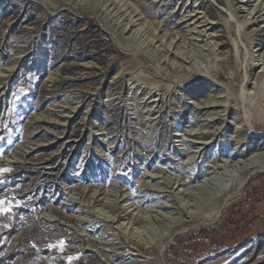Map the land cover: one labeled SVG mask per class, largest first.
Here are the masks:
<instances>
[{
	"label": "rangeland",
	"instance_id": "1",
	"mask_svg": "<svg viewBox=\"0 0 264 264\" xmlns=\"http://www.w3.org/2000/svg\"><path fill=\"white\" fill-rule=\"evenodd\" d=\"M244 1L0 0V264H264V168L195 190L264 150V13ZM188 190L208 204L128 258Z\"/></svg>",
	"mask_w": 264,
	"mask_h": 264
},
{
	"label": "bare ground",
	"instance_id": "2",
	"mask_svg": "<svg viewBox=\"0 0 264 264\" xmlns=\"http://www.w3.org/2000/svg\"><path fill=\"white\" fill-rule=\"evenodd\" d=\"M243 2V0H242ZM246 4L249 2V0L244 1ZM264 13V0L260 1L258 5L254 6L253 10L256 9V12L261 10ZM252 10V11H253ZM14 59L11 60V63ZM14 62V61H13ZM261 152V151H260ZM260 158H258V160H256L253 155H248V156H240L238 158L232 159V160H228L227 163H224L222 166L221 165H216L215 167H212L210 171L206 172V182L200 186H196L195 190L200 191L202 188L207 189L208 191L211 190V194L210 196H215L214 199L218 198L219 196L223 195V192L226 191L227 189H216L217 187H210L208 185H212L213 183H211V180L213 178H211V174H214L216 172V170L222 169L225 170L227 169V173L225 176H223L221 179L223 180H229L230 177H234L236 176V181H238V185L237 188L234 192L237 191V189H240V187L243 186V184L245 183L246 179L248 178V176L253 173V172H257L260 171L261 169H263L264 167H262L263 163H264V150L263 152L260 153ZM2 161H7V162H11V160H8L7 158H4ZM243 172H247L248 174L246 175L245 178H243L242 176L239 177V174L243 173ZM229 177V178H228ZM239 177V178H238ZM153 178V177H152ZM150 178V179H152ZM225 178V179H224ZM235 178V177H234ZM235 180V179H234ZM157 191H164L163 189H154ZM184 191H182V194L185 195V199L184 200V210L181 216L178 217H165L160 215L161 217L158 219V221L162 224L161 225V231L157 234L158 236V240L156 241H152L149 239H145L142 242L138 241V242H131L132 246L131 249L132 251L129 254L128 258L134 260L135 258L141 257L143 256L142 254H145L147 251H155L157 249H159L160 251H162V249H164V246L166 245V242L169 240V238L173 235L171 232V229L173 227L174 224L177 225H182L183 223L187 222V218H193L195 217V215L199 214L202 210V206H204V204H208L205 203L204 201H199L197 199V197L195 195H193V193H191L189 190L186 193H183ZM222 193V194H221ZM195 194V193H194ZM187 196V197H186ZM193 196V198L190 199V197ZM230 197L226 196L224 200H228ZM75 201H73L72 203H74ZM110 204L111 203H107ZM224 205V204H223ZM113 207V206H112ZM160 208H171L174 207L173 204H168L166 205L165 203H161ZM177 208V207H175ZM222 204L219 205V209L217 214L215 215L217 217L220 216L221 211H222ZM109 209V208H108ZM123 213L125 212L124 210L122 211ZM125 215H128L126 212L124 213ZM101 217V221L102 223L105 225V227H110V225H106L105 222H109L112 223L115 220V217L110 216L108 214H100ZM118 218V217H117ZM135 220V217H134ZM204 220H208L205 219ZM104 239V238H103ZM114 243L113 241L110 243H106V240L103 242H93V246L95 248H103L100 247L101 244L107 246V244H112ZM121 244V243H120ZM107 251V249H105Z\"/></svg>",
	"mask_w": 264,
	"mask_h": 264
},
{
	"label": "snow or ice",
	"instance_id": "3",
	"mask_svg": "<svg viewBox=\"0 0 264 264\" xmlns=\"http://www.w3.org/2000/svg\"><path fill=\"white\" fill-rule=\"evenodd\" d=\"M8 171H10L9 168H0V173H4V172H8ZM3 203H4V201L3 200H0V205H2ZM8 211H10V207H8V208H2V207H0V212H8ZM56 246L57 245H54V244L48 245V247H50V248L56 247ZM59 246L61 248H63L64 242L63 241H60L59 242ZM68 259H69V261H71V260L75 259V257H68Z\"/></svg>",
	"mask_w": 264,
	"mask_h": 264
},
{
	"label": "trees",
	"instance_id": "4",
	"mask_svg": "<svg viewBox=\"0 0 264 264\" xmlns=\"http://www.w3.org/2000/svg\"><path fill=\"white\" fill-rule=\"evenodd\" d=\"M195 238H196V235H191V236H189V237L186 239V241H187V242H191V241H193V239H195ZM11 255H12L11 253H7V254L4 255V258L7 259V262L10 261V258L12 257ZM4 258H3V259H4ZM0 259H2V258H0ZM5 259H4V260H5ZM5 264H6V263H5Z\"/></svg>",
	"mask_w": 264,
	"mask_h": 264
}]
</instances>
